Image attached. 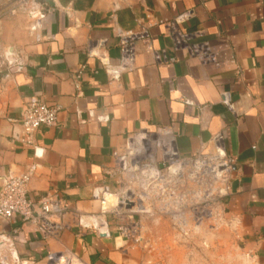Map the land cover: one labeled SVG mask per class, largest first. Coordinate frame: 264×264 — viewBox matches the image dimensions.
Wrapping results in <instances>:
<instances>
[{
    "label": "crops",
    "instance_id": "obj_1",
    "mask_svg": "<svg viewBox=\"0 0 264 264\" xmlns=\"http://www.w3.org/2000/svg\"><path fill=\"white\" fill-rule=\"evenodd\" d=\"M50 2L0 0V185L33 168L29 200L59 199L66 229L44 240L19 218L0 220V264H164L156 249L118 231L136 213L121 207V158L135 140L158 135L174 163L234 158L220 209L264 264V0ZM171 21L202 31L216 63L174 51ZM140 27L150 41L138 43L131 71L117 72V34ZM156 51L172 61L155 63ZM33 97L59 108L56 125L36 138L41 158L15 138ZM194 192L186 178L179 201Z\"/></svg>",
    "mask_w": 264,
    "mask_h": 264
},
{
    "label": "rangeland",
    "instance_id": "obj_2",
    "mask_svg": "<svg viewBox=\"0 0 264 264\" xmlns=\"http://www.w3.org/2000/svg\"><path fill=\"white\" fill-rule=\"evenodd\" d=\"M134 142L119 167L125 198L136 209L135 217L124 221L137 226L135 242L156 249L164 264H256L237 228L224 218L218 197L203 193L205 184L194 186V193L199 192L198 219L189 214V198L179 201L177 192L189 176L180 186L176 183L173 171L179 167L163 157L165 138Z\"/></svg>",
    "mask_w": 264,
    "mask_h": 264
},
{
    "label": "built area",
    "instance_id": "obj_3",
    "mask_svg": "<svg viewBox=\"0 0 264 264\" xmlns=\"http://www.w3.org/2000/svg\"><path fill=\"white\" fill-rule=\"evenodd\" d=\"M178 25L176 21L165 24L172 40L173 50H185L190 57L203 66L215 64L217 61L216 52L210 42L202 40L203 32L200 30L186 32L181 30ZM117 39L120 54L117 72L131 71L134 68L138 43L150 41L147 29L140 27L136 31L119 32ZM153 60L157 64L172 61L166 58L163 51L153 52ZM58 111V106L46 103L36 97L31 98L23 107L15 138L22 146L31 148L35 158L43 156V149L37 145L36 138L42 128L56 125ZM140 138L139 140L148 139L144 136ZM214 142L221 150V137H216ZM176 165L179 169L174 170L173 173L177 177L176 183L179 186L185 181L182 170L187 168L189 169V180L196 188H200L203 184L206 185L204 194L216 195L220 201L226 193L230 192V178L235 165L234 158L221 152L216 156H197L184 162L176 161ZM33 174L34 169L31 168L21 175L8 177L1 182L0 220L10 221L13 218H19L22 224L31 225L44 240L57 238L66 229V226L60 221L66 208L59 199L53 196L47 195L37 203L29 200L28 184ZM198 198L199 192L193 195L189 209V214L194 219L199 217ZM118 231L124 239L136 240L138 236L137 226L132 222L120 225ZM57 260L59 264H71L67 257L57 258Z\"/></svg>",
    "mask_w": 264,
    "mask_h": 264
},
{
    "label": "water",
    "instance_id": "obj_4",
    "mask_svg": "<svg viewBox=\"0 0 264 264\" xmlns=\"http://www.w3.org/2000/svg\"><path fill=\"white\" fill-rule=\"evenodd\" d=\"M36 3H46L48 5H52V3L50 2V0H35ZM124 208L126 210H130L133 206H134V203L133 202H130L128 200L124 201Z\"/></svg>",
    "mask_w": 264,
    "mask_h": 264
}]
</instances>
